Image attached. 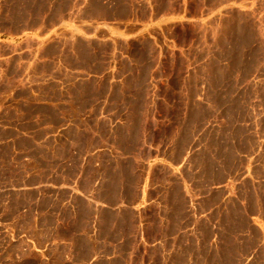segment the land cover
<instances>
[{
    "label": "rangeland",
    "instance_id": "1",
    "mask_svg": "<svg viewBox=\"0 0 264 264\" xmlns=\"http://www.w3.org/2000/svg\"><path fill=\"white\" fill-rule=\"evenodd\" d=\"M0 264H264V0H0Z\"/></svg>",
    "mask_w": 264,
    "mask_h": 264
},
{
    "label": "crops",
    "instance_id": "2",
    "mask_svg": "<svg viewBox=\"0 0 264 264\" xmlns=\"http://www.w3.org/2000/svg\"><path fill=\"white\" fill-rule=\"evenodd\" d=\"M154 164H157V165H160V166H164V167H166L168 170H170V171H174V169H173L172 167H170L168 164H166V163L163 162V161H157V162H154ZM105 208H106V206H105L104 204H102V206H101V207L98 206L97 209L101 210V209H105Z\"/></svg>",
    "mask_w": 264,
    "mask_h": 264
}]
</instances>
